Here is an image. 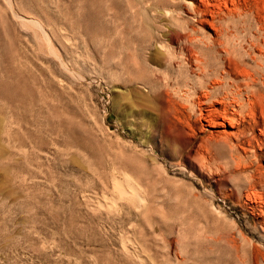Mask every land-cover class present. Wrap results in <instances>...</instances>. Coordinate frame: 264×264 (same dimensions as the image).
I'll list each match as a JSON object with an SVG mask.
<instances>
[{
  "label": "rangeland",
  "instance_id": "374dc122",
  "mask_svg": "<svg viewBox=\"0 0 264 264\" xmlns=\"http://www.w3.org/2000/svg\"><path fill=\"white\" fill-rule=\"evenodd\" d=\"M86 1L0 0V264H264L257 126L243 122L234 149L207 145L237 130L198 120L178 86L191 65L180 77L140 62L135 31H120L139 25L140 0ZM188 3L144 4V29L166 23L167 6L214 37ZM223 10L224 42L255 34L250 16ZM153 68L169 98L145 81ZM112 173L143 188V207L117 198Z\"/></svg>",
  "mask_w": 264,
  "mask_h": 264
},
{
  "label": "bare ground",
  "instance_id": "6f19581e",
  "mask_svg": "<svg viewBox=\"0 0 264 264\" xmlns=\"http://www.w3.org/2000/svg\"><path fill=\"white\" fill-rule=\"evenodd\" d=\"M170 1L168 0V2ZM187 1L189 2L188 4H191L189 8L191 10L187 12V15H189L191 19L198 21L199 24H206V26L210 27L215 34L214 37L203 35V38L197 35L196 27L189 26V24L186 25V21L183 22L184 24H177V19L181 18V13L183 11L179 8L167 7L168 3H164L167 6L162 9V14L166 17L167 22L155 25L156 31L152 30L154 29L152 26H155L151 23L150 30L146 31L143 27V19L146 20L147 18V14L144 11V4L148 7H152L156 0H143V2H145L144 4L140 0L137 3V12L141 21L134 30L131 29V26L121 28L122 37L124 40H127L129 35L128 32L135 31L134 38L140 62L144 63L147 61L149 63L161 64L163 68H165L164 70L167 72L168 76H170L172 71L180 75V67H182L184 63L196 69V75L192 74L194 72L186 74L185 80L179 82L178 86H191V91L188 92H191L195 99H192V97L191 100L187 102L191 104L190 108H192L194 114L197 115L198 120L206 122L209 126L223 127V125L228 124L237 130L232 133L218 134L215 137L209 135L203 139V142L207 145L222 143L231 148L232 143L230 142V137H234L237 141L240 140L241 137H245L246 128L242 127L243 122H245L248 125L252 124L257 126L259 134L261 135L260 139L264 145V83L261 80L264 78V35L262 34L264 30V0ZM88 2L90 3V0L86 1L87 6ZM91 3H93V1ZM228 3L232 8L228 6ZM223 8H227L229 12L234 9H239V15L250 16L252 21L251 25L255 30V34H248L249 36L247 39H242L237 45L231 41L232 39L226 38L224 42L221 37H227L225 26L219 21L218 24L215 22V19L217 20V18L220 19L221 17L219 14L225 12ZM207 16H209V18H207ZM93 22V18L88 16L86 23L84 22L85 29L92 28L94 26ZM171 41L178 44V51L174 46L172 47L169 45ZM120 46L124 48L123 44ZM143 49L147 50L146 55H142L141 51ZM211 51L216 52V56L213 54L215 57L211 56L212 54L210 55ZM246 59H250L252 64L248 63ZM175 61H177V64ZM156 72L157 68H153L151 77L146 78L145 81L151 88L154 90L156 89L160 95L164 97L167 95L168 97L169 91L161 90L158 78L155 76ZM168 76H166V78ZM258 84H260L263 89L257 86ZM166 85L167 83L165 82L163 86ZM165 88H167V86ZM177 88L180 90V87ZM174 89L175 88H173V90ZM178 90L175 92L177 93ZM180 91L178 93L183 97L185 94L180 93ZM236 146H238V143ZM233 147H235V145ZM110 176L112 187L117 191V198H124L132 201V203L134 202V206L137 209L144 206L145 202H147L146 192H144L143 188H141L132 177L128 174H123V176L119 177V175L115 173L110 174Z\"/></svg>",
  "mask_w": 264,
  "mask_h": 264
}]
</instances>
